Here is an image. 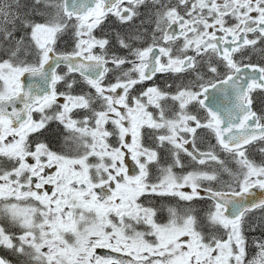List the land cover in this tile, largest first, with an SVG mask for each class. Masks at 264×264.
<instances>
[{"label":"snow or ice","instance_id":"obj_1","mask_svg":"<svg viewBox=\"0 0 264 264\" xmlns=\"http://www.w3.org/2000/svg\"><path fill=\"white\" fill-rule=\"evenodd\" d=\"M253 189L264 0H0V247L21 264H264Z\"/></svg>","mask_w":264,"mask_h":264},{"label":"flooded vegetation","instance_id":"obj_2","mask_svg":"<svg viewBox=\"0 0 264 264\" xmlns=\"http://www.w3.org/2000/svg\"><path fill=\"white\" fill-rule=\"evenodd\" d=\"M137 23H139V21H137ZM109 25L115 26V25H113V19H110L109 21L106 22L105 30H108ZM96 35L97 36L101 35V32L99 29L96 31ZM60 46L62 49L65 47V44L63 41L61 42ZM252 58H253V62H259L261 60V57L258 53H253ZM64 70L65 69L63 68V66H61L60 69H57V71H59V72H63ZM221 71H223V69H221ZM163 79H164V77H159L156 80V83L162 85ZM149 83H151V82H149ZM58 87H60V86L58 85ZM77 91H79V87L77 88ZM216 97L218 100H223V94L222 93H220V95L216 96ZM210 101H211V96H210V100L206 101V103H210ZM49 127H50V131L48 133H46V136L42 137V139H46V141L49 142L51 148L54 151H61L65 147L64 141H63V135H62V134H64V129L62 126H59L57 123H52ZM147 143H150V141H147ZM201 147L203 148L204 145H201ZM254 158L257 160V162H259L260 156L258 153H254ZM126 163L129 167L130 174H133V173L138 171V169L134 165V162L131 161L130 157L127 158ZM190 163L191 162H190L189 158L185 157V164L187 165ZM176 171L179 172L180 170L176 169ZM153 172H155V169H153ZM153 202L158 207H160V206L166 207L167 205H173V206L177 205V199L176 198H170V197L169 198H156ZM180 204L182 205L183 202H180ZM196 205H197V207L206 206V202L205 201H197ZM159 215L162 219L164 217H166V215H167L166 210L162 213H159ZM257 216H259V213H255L252 218L257 219ZM254 234H255V232H249L248 233L249 238H251ZM98 253L100 255H104V256L115 255L114 253H111V251L108 249H99ZM0 256H3L6 259H8L9 261H11V264H21V261L23 260V258L17 257L15 254H13L9 250L4 249L2 247H0Z\"/></svg>","mask_w":264,"mask_h":264},{"label":"water","instance_id":"obj_3","mask_svg":"<svg viewBox=\"0 0 264 264\" xmlns=\"http://www.w3.org/2000/svg\"><path fill=\"white\" fill-rule=\"evenodd\" d=\"M25 81L26 83H40V79L39 77H29L26 75L25 77ZM219 87V86H218ZM219 96L220 93L219 92H215L214 90L210 89V96ZM253 195L249 196L248 199L249 200H260V199H264V190H260V189H253L252 190Z\"/></svg>","mask_w":264,"mask_h":264},{"label":"trees","instance_id":"obj_4","mask_svg":"<svg viewBox=\"0 0 264 264\" xmlns=\"http://www.w3.org/2000/svg\"><path fill=\"white\" fill-rule=\"evenodd\" d=\"M257 219H258V216H257ZM256 231H255V234L251 238H253V237L264 238V236H262L261 231L259 229H257ZM251 238H249V239L251 240ZM251 254H254V250H252V249H250V255Z\"/></svg>","mask_w":264,"mask_h":264},{"label":"bare ground","instance_id":"obj_5","mask_svg":"<svg viewBox=\"0 0 264 264\" xmlns=\"http://www.w3.org/2000/svg\"><path fill=\"white\" fill-rule=\"evenodd\" d=\"M257 232V231H256Z\"/></svg>","mask_w":264,"mask_h":264}]
</instances>
